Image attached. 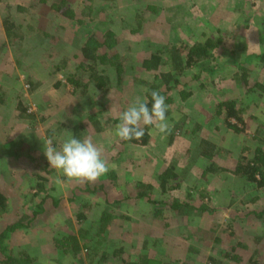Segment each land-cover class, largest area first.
I'll return each instance as SVG.
<instances>
[{
	"label": "rangeland",
	"instance_id": "374dc122",
	"mask_svg": "<svg viewBox=\"0 0 264 264\" xmlns=\"http://www.w3.org/2000/svg\"><path fill=\"white\" fill-rule=\"evenodd\" d=\"M88 37L105 40L97 65L111 81L98 91L81 66ZM206 39L207 59L174 68L173 45L185 57ZM155 50L162 64L144 68ZM263 51L264 0H0V236L22 225L0 240V264H264V218L251 213L264 192L233 172L264 150ZM148 91L165 96L170 131L146 126L147 143L123 142L119 113ZM78 124L76 138L91 137L110 169L58 185L44 141L59 148ZM166 169L175 176L162 191ZM176 200L206 209L181 215Z\"/></svg>",
	"mask_w": 264,
	"mask_h": 264
},
{
	"label": "trees",
	"instance_id": "16d2710c",
	"mask_svg": "<svg viewBox=\"0 0 264 264\" xmlns=\"http://www.w3.org/2000/svg\"><path fill=\"white\" fill-rule=\"evenodd\" d=\"M9 30V29H8ZM110 32H106L103 34L104 39H107L109 36ZM103 44H105V40L103 41ZM102 43H99L98 40L94 37H88L85 42L81 45L80 51L82 52V56L86 59V63H82V70L84 74L87 77V83L86 85H93V89L95 91H98L100 89L105 88V84L109 83L111 81V77L109 76V69L104 67L103 69L98 68V62L101 60L103 55H100L98 53V47L103 45ZM107 44V42H106ZM214 42L212 39H206L204 42H194L192 45L186 46V56L181 57L180 56V50L178 47L173 45L169 52L171 55V59L174 62V68L179 70L181 67H186L188 65L197 63L199 61H203L207 59L210 56L209 49L210 47L214 46ZM111 44L108 45L110 47ZM260 58L264 59V51L259 55ZM163 62V55L159 50H155L148 57H145L142 60V66L146 69H158L160 64ZM56 69H60L59 66L56 67ZM161 76H164V82L168 84L170 82V79H172V73L171 72H166V73H161ZM246 73L242 74V79L244 81V84L248 83V80L246 79ZM77 84V83H76ZM170 87V85H168ZM261 90L264 91V83L260 84ZM151 92L148 91L147 97L149 99V107L151 106ZM160 93V92H159ZM161 94V93H160ZM235 101V100H234ZM234 101L230 102L226 108L227 112L225 113V119L226 122H228V125L231 127H234L235 129L237 128L236 125H232L229 121L230 117H234L238 121H242V117L240 114L239 109L234 108ZM167 115V114H166ZM79 124L75 125L74 127V132H75V137L78 138L79 132H78ZM149 138V133L148 131H145V135L143 136L142 140H132V141H124L126 143H134V144H145L147 143ZM204 145H203V152L202 156L210 159L211 156L213 155L212 150L214 148V145L208 141L202 140ZM245 157H240L237 165L235 167V170L233 171L234 174L238 177H242L244 181L249 182L253 184L257 188H262L264 192V150L261 149V147L256 146L255 148V154L251 159H247V161H244ZM205 170L210 173H215L218 170L214 168L213 164L210 163ZM167 173H170L171 176H175V173L173 171H170L169 169H166L159 175V185L161 187L162 191H165L167 188V182L168 178L166 177ZM149 187V186H148ZM144 194L141 193L140 196H143ZM5 197L3 196L2 193H0V207L3 206L4 204ZM160 202H162L160 200ZM172 208L177 210L178 214L183 215V213L189 214L190 211L196 210L197 213H201L206 209V205L202 203L201 205L197 206L195 208L192 204L188 202H182L179 200L174 201V204L171 205ZM257 221L259 219L264 218V209H260L258 211H252L251 212ZM21 223L16 221L6 227V229L3 231L2 235L0 236V240L3 239V237L6 235L5 232H10L14 231L16 228L21 227ZM147 242V239H146ZM103 258V257H102ZM9 259L11 257L8 255H4V258L1 259L2 263H9ZM212 259V257H211ZM214 262V259H212ZM26 263H29L26 261ZM25 264V263H24ZM129 264V263H127Z\"/></svg>",
	"mask_w": 264,
	"mask_h": 264
},
{
	"label": "clouds",
	"instance_id": "9594fccd",
	"mask_svg": "<svg viewBox=\"0 0 264 264\" xmlns=\"http://www.w3.org/2000/svg\"><path fill=\"white\" fill-rule=\"evenodd\" d=\"M150 95V107L147 96L137 95L119 113V123L115 124L114 129L115 136L120 140H142L146 126H151L158 134H168L170 125L166 115L168 111L166 98L157 91H152ZM44 155L49 166L58 173L56 180L58 185L71 182L93 184L110 169L102 148L88 136L77 139L69 133L59 148L53 146L51 139H46ZM224 218L228 219L227 215Z\"/></svg>",
	"mask_w": 264,
	"mask_h": 264
}]
</instances>
